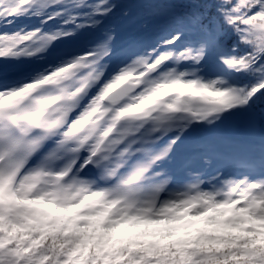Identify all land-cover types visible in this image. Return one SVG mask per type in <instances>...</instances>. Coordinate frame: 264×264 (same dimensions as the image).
Segmentation results:
<instances>
[{"label":"snow or ice","instance_id":"obj_1","mask_svg":"<svg viewBox=\"0 0 264 264\" xmlns=\"http://www.w3.org/2000/svg\"><path fill=\"white\" fill-rule=\"evenodd\" d=\"M0 264H264V0H0Z\"/></svg>","mask_w":264,"mask_h":264},{"label":"trees","instance_id":"obj_2","mask_svg":"<svg viewBox=\"0 0 264 264\" xmlns=\"http://www.w3.org/2000/svg\"><path fill=\"white\" fill-rule=\"evenodd\" d=\"M134 230V229H133Z\"/></svg>","mask_w":264,"mask_h":264}]
</instances>
